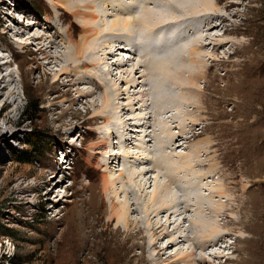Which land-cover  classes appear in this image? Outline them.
<instances>
[{"label":"rangeland","instance_id":"1","mask_svg":"<svg viewBox=\"0 0 264 264\" xmlns=\"http://www.w3.org/2000/svg\"><path fill=\"white\" fill-rule=\"evenodd\" d=\"M75 1L85 4L80 7L84 13L91 10L89 3L93 2L99 5L103 13L110 12L96 22L101 28V34L88 39L85 44L82 37L86 33L84 34L81 23L75 18L76 9H72ZM125 1L134 2L133 0ZM14 2L18 9V16L12 14L11 6L13 5L8 0H0V264H126L125 259L127 260L128 256L131 260L128 264H144V261L136 260L140 257L142 249L134 247L131 241L122 243L125 250L129 251L128 254L123 250H118L112 255H93L86 261L82 253L77 252L79 248L74 247L71 242L67 222L77 204L75 202L83 199L81 194L90 198L96 187H100L102 178L106 174L115 179L119 178V180L111 189L112 191L102 195L104 206L101 211L103 213L110 210L112 203L117 207L126 200L132 204L133 197L138 196L140 209L138 213L134 212L131 218L144 220L143 226L147 229L148 237L151 236L150 229L157 220L167 225L169 234L174 228V222H183L184 215L179 218L172 216L169 219L167 213L152 221H149L147 217V219L144 218L143 213L146 207H151L157 193H161V184H166L165 179L153 171L151 164H143V166L135 161V158L139 159L138 157L142 156L152 159V164L157 161L156 159L153 161L156 154L153 152L156 139L155 142L154 140L149 141V135L154 136V128H158L154 114H149L155 112V99L152 96L156 94V90L151 80L148 79L149 77H142V72L131 75L134 69L132 61L126 66L117 67L120 62L118 59L126 60L131 55V51L129 48L121 49L115 42L113 44L116 48H113L109 46L108 40L112 38L115 41L117 33H122L121 29L128 31L122 21L126 18L132 21L133 28L131 29H136L138 32L144 28L143 26L153 27L159 22H172L178 18L186 20L187 23L196 24L200 18L207 19L208 16L211 18L212 12L216 15L218 11V17L211 19L213 28L206 30L200 25H197L198 28L195 27V33L197 34L199 30V34L203 36L201 42H196V46L206 65V68L199 70V73L204 74L205 77H197L194 84L189 85L188 90L193 91L192 93L187 91L188 99L185 100L184 109L178 116L180 117L179 122L172 121L169 111V114H157L156 116L162 120L166 119L167 125L165 126L168 131L166 134L170 133V136L172 134V139L174 135V139L178 137L172 140L170 143L172 148L169 146L168 149L171 161L174 160V163L184 165L191 163L192 169L187 167L184 171L187 170L189 174L193 170V173L191 172L193 177L199 172L194 177L199 180L197 184L200 189L198 188L197 191L212 200L211 208L207 207L205 215L212 223L214 222L213 231L219 233L217 237L221 240L218 241L219 244L217 242L215 243L217 245L205 250L197 247V244L192 241L195 234L190 232L189 222L186 220L184 228L185 233L191 236L189 241L180 242L161 251L166 248L172 237V235H167L156 247L149 248L147 256L153 261L151 264H157L159 261L170 264H190V262L193 264H236L237 258L242 256L240 252L251 246V249L264 250V0H194L186 6H195L192 8L194 12L189 14L197 16H188L186 19L177 16L180 14L177 6L181 4L179 7L183 9L187 7L182 2L171 0L166 10L157 17L163 21H157L156 18L147 19L145 16L148 20L145 23H137L138 16L133 18L131 13L123 15L119 9L118 11L110 9L105 0H71V6L65 2L68 10L59 5L58 11L55 8L56 0H14ZM148 7L153 10L156 8L149 4L145 9ZM100 8L97 9L98 13H100ZM65 13L66 16H63ZM118 19L121 24L111 27ZM71 23L76 25L74 42L82 46L87 59L99 62L98 69L103 71L102 77L99 78L108 92V100L104 108H102V96L106 88L98 89L101 87L99 85L94 86L95 95L87 98L93 100L91 97H95L98 100L97 106L92 109L84 104L86 99L76 103L70 100L78 97L76 91L93 87L87 83L90 77L81 79L79 85L71 84L69 80L77 77L75 78L76 75L61 77V69L66 65L61 60L48 67H37L39 63L45 64L44 60L39 59L41 56L38 55V40L34 38L37 35L51 32L55 36L59 35L64 38L63 41L61 38L58 39L61 47L59 54L69 52L71 55L74 54L75 46L68 40ZM126 35L128 34L122 38H126ZM198 40L200 41V38ZM119 43L121 42H117ZM117 46L119 51H117ZM122 46V48L126 47ZM190 50L187 49V57H190ZM35 57L38 62L34 60ZM76 64L72 74L75 72ZM242 68H244V77H247L246 94L248 97L245 105L250 107L251 114L247 129L238 128L233 130V133L244 135L247 141L249 149L243 157L246 161H243L237 152L231 151L234 140L225 135L226 130L224 131L223 126L227 121L232 122L233 117L239 118L240 115L239 107L243 104L238 98L239 94L237 95L240 86V77H237ZM109 69L113 72L110 75L107 73ZM184 78L189 79L188 75ZM166 87L164 89L167 90L168 87ZM147 88L150 94L148 93L145 98L142 92ZM65 99L68 101L66 102ZM146 100L148 101L143 106ZM191 101L196 102L198 108L191 107ZM151 102H153L152 105ZM236 113L239 115L234 116ZM96 114L109 115L111 120L106 123L100 117H96L98 119L93 123L90 119ZM149 116L150 119H148ZM182 119L183 124L180 126ZM144 121L148 122L146 126L141 123ZM124 122H127L126 126L130 128L127 131L122 128ZM158 129L159 132L155 131L157 132L155 138L160 136V127ZM183 130L185 133L182 132ZM37 135L43 137L45 151L36 154L23 153L24 151L33 152L31 143ZM236 135L233 138H236ZM185 136L189 138L186 140ZM125 138L129 139L128 142ZM103 140L109 141L110 145L93 149L90 147L92 143ZM206 142H209V145ZM172 144L176 145L174 149ZM196 144H203L202 147H205L201 148L200 145L198 148L202 150H197ZM112 149L119 151L121 156L117 160H112L107 167L104 163L107 158L106 151L111 152ZM63 152L70 157L69 168H66L62 161ZM26 157L32 159V162L24 160ZM147 168L150 172L146 176H131ZM45 176L49 181L48 184L45 183ZM144 183L148 185L140 191L139 188L143 187ZM128 190L133 193L132 196L126 197L124 192ZM177 190L174 187V191L178 192ZM222 191L225 194L223 193L220 197L219 192ZM243 198L246 199L245 207L258 208L256 215L261 216L260 220L256 219L255 222L244 218L245 221L247 220V230L240 224L243 220L240 200ZM227 214L230 216L229 220ZM192 215V213H187L185 216L191 218ZM107 219L108 216H105L102 221L103 225L95 227L94 232L98 231L97 233L102 234L103 242L110 244L114 240L113 235L117 224L113 222L106 227ZM87 231L92 241V230L88 228ZM77 232L80 233L79 230ZM7 240L12 242L10 254L3 246ZM191 252H196V257H192L194 261L189 258L185 261L178 260V253L186 255ZM216 252L220 255H214ZM123 253L124 261H120L119 258ZM262 255H259L261 259L258 258L260 260L258 264H264V255ZM201 257H204L206 261H198Z\"/></svg>","mask_w":264,"mask_h":264},{"label":"bare ground","instance_id":"2","mask_svg":"<svg viewBox=\"0 0 264 264\" xmlns=\"http://www.w3.org/2000/svg\"><path fill=\"white\" fill-rule=\"evenodd\" d=\"M70 1L71 0H69V1L68 0H56V2H57L56 7H55L56 10L59 9L58 8L59 5L64 6V8L67 9L65 2L66 3L68 2V5L71 6ZM105 1H107L106 3H107V5L110 6V9H113V10L119 9V12H121L123 15H125L127 13H131V16L133 15V18L138 16L136 18L137 23H141V22L145 23L148 21L147 19H151V18H154V19L156 18L157 21L160 20L159 18H157L158 15L166 10V8L168 7L167 6L168 2L171 3V0H151V1L150 0H133L134 2H129V1H125V0H105ZM177 1L182 2V4H184L185 6L189 2L190 3L194 2V0H177ZM73 4H75V5H74V7H72V9H76L75 18H77L78 22L81 23V25H82L81 29L84 32V34L86 33V35L82 37L83 43L85 44L88 39H90L94 36L97 37L101 34V30H100L101 28H99V26L96 24V22H98L99 19L105 17L106 14L110 13V12L103 13V11L99 7V5L95 2L89 3L91 10H89L88 12L86 11L85 13H84V11L82 12V10L80 8L82 5H85V4L79 3V1H75ZM149 4H152L153 6H155L156 7V8L154 7L155 10H153L151 7H148L145 9V7ZM179 6H181V4ZM179 6H177L178 10L180 12V14L177 15L178 17H183L186 19L188 16H197L196 14H189L190 12H194V10L192 8H194L195 6L193 7V6L188 5V6H186L187 9H183ZM115 7H117V8H115ZM173 7H174V5H173ZM99 8H100V13L97 12V9H99ZM114 12H116V11H114ZM217 13H219V11L216 12V15L214 14V12H212V14H211L212 17H216V16L218 17ZM63 16H66V13ZM145 16L147 19L145 18ZM78 17H80V19ZM212 17L209 18V16H208L207 19L204 17L200 18V20L196 21L198 24L196 22H195L196 24H190V23H187L186 20L182 19L183 20L182 21V20H179L180 18H178V20L172 21V22H167V23L159 22L158 24L154 25L153 27L143 26L144 28H141V30H138V32L136 29L135 30L131 29V28H133L131 25L132 21L129 20L128 18H126V19H123L122 21H124L125 25L124 24L123 25L126 28H128L127 29L128 31H123V29H121L122 33H120V32L117 33L118 35H116L117 39L115 41H113L112 38L110 40H108L109 46H111L113 48L115 47L113 42H115V44L118 45L119 47H121V49L124 50L126 48H129L131 51V55L128 56L126 60L124 58H121L120 60L118 59V61H120V62L117 64L118 66L117 65L116 66L117 67L126 66L128 62L132 61L134 69H133V72L131 71V75L133 73L137 74L138 72H142V77H149L148 79L151 80L152 86L156 90V94H153V96H152V98L155 99L154 105H155V112L156 113L150 112L149 114H151V113L154 114L153 116L155 118V121H157L156 123L158 124V128L160 127L161 133L160 134L158 133L160 135L159 138H155L154 136L157 133L155 131L156 130L158 131L159 129L157 127L154 128V131H153L154 136H152L154 139H152V137H151L152 134H151V135H149V141L151 142L152 140H154L153 142H155V139H156V142L154 143V151H153L156 154L154 156L153 161H155V159L157 161L154 162L155 164H152L153 163V162L151 163L152 159H149V157H143V156L138 157L139 159L135 158V161H136V163H139V164L141 163L142 165L143 164H151L153 171H156L158 176H161V178H164L166 181V184L165 183L161 184V191H160L161 193L160 194L157 193V197L155 198L154 203L152 202L153 204L151 205V207H148V206L146 207V210L143 213V214H145L144 218L147 217L149 219V221L150 220L152 221L154 219H159L160 215L167 213L169 216V219L172 218V216L174 218H176V217L179 218L180 216L184 215V220H183V222H179V223L174 222L173 223L174 228H173L171 234H169V232H168L167 225H165L164 223L157 220L153 223L152 227L150 226L151 227V229H150V231H151L150 235L151 236L148 237L146 234L147 229L143 226L144 220H140V219L139 220L138 219L133 220L131 218V215L134 212L138 213L137 211H139V209H140L139 208V202L137 201L138 196L135 197L134 195H133L134 197H133V203L132 204H130V202H128L127 200L125 202L121 203L119 207H117L116 204L112 203L110 210L105 211L103 213L101 211L102 207L104 206L103 201H102V195L108 193V191H110L113 187H115L117 181L119 180V178L115 179L114 177H111V176L109 177L108 174H106L102 178L100 187H96L95 192L90 195V198L85 197L84 195L81 194L80 196L83 197V199H81L77 202L73 201L77 204H76L75 208L73 209L72 215L70 216V218L67 222V226L70 228V236L69 237H71V242L73 243L74 247L79 248L77 250V252L82 253L83 259L85 261L88 260L93 255H96V256L97 255L98 256L112 255V254H115L118 250H123V252L128 254L129 251L127 252L125 250V247H124V245H122V243H127V242L131 241L133 243L134 247H140L142 249V253H141L140 257L136 258V260L138 262L144 261V264H151L153 261L147 256L149 248L156 247L157 244H159L165 236L172 235L169 244L166 246L165 249H161V251H164V250H166V249H168L174 245H177L180 242L182 243V242H187L190 240L191 236H188L185 233L186 230L184 228V224H185L186 220H188V222H189L190 232H193V234H195V236L192 238L193 239L192 241H194L197 244V247L205 250V249H208V247L217 245L215 243H217L218 241L221 240L219 237H217V236H219V233H217V232L214 233L215 230L213 231L214 222L212 223L206 217L207 215H205V212L207 211V207L211 205L212 200L207 199L206 197L202 196L197 191V189L199 188L197 182L199 180L195 179L194 177L199 172L197 174L195 173L196 175L193 177V175L191 174V172L193 173V170L190 171L189 174H187V170L184 171L185 168L187 169V167L191 166V163H186V165H184L182 163H177V162L174 163V160L171 161V155H170L168 149H169V146H170V148H172L170 143H172V140L174 139L175 135L173 136V139H172V134H171V136H170V133L166 134L168 132L166 130V126H165V125H167L166 119L162 120V118H159V116H156L157 114H159V115L166 114L169 111L171 113L172 121L179 122L180 117H178V116L180 114V111L182 113V110L184 109L183 107H184L185 100L188 99L187 96L189 95V93L187 91H189L188 90L189 85L194 84V80L197 79V77L198 78L199 77H203V78L205 77L204 74L200 75V73H199V70L206 68V65H205L204 61L201 59V57H200L201 55H199V52H198L199 48H197V46H196L197 45L196 42H198V43L201 42L202 41L201 38H203V36L201 34H199L200 32L197 29L196 30L198 32H197V34L195 33L196 32L195 27L198 28L197 25L198 26L200 25V27H203V29H206V30L213 28L214 27L212 25L213 20H211ZM164 18H166V17H164ZM168 18H170V17H168ZM49 20H51V19L49 18ZM161 20L163 21V19H161ZM165 22H166V20H165ZM118 24H121L119 19L117 21L115 20V22H113L111 27L117 26ZM168 25H170V26L167 27ZM70 26H71V31L68 33V40H70V42L73 43L75 46V52L73 55H71L70 52L66 53V54H59L60 53L59 49L61 47H60V43L58 42V39L61 38L63 41L64 38L60 37L59 35L58 36L53 35L52 34L53 32L44 33V34L37 35L36 37H34L35 39L38 40L37 41L38 42V55L41 56V58H39V57L38 58L40 60L45 61V64L39 63V65L37 67L38 68L48 67L54 63L55 64L59 63V60H61L62 62H65V64H66L61 69V73H60L61 77L62 76L69 77L71 75H76L75 78L77 77L76 79L69 80L71 82V84L79 85L78 83H80L81 79L83 80V78L90 77L89 78L90 81H88L87 83H90L93 87L91 89H87V90L86 89H82V90L80 89V91L79 90L76 91L78 93V97L74 98V100H72V99H70V100L72 101V103H74V102L76 103V102H83V99H86V102H84V104L86 106H89L88 107L89 109H92V107L97 106L98 100L95 97H91L93 100H89L87 98L89 96L95 95V87H94L95 85L101 86V87H98V89L99 88H104V89L106 88L103 81L99 78V77H102L101 74L103 71L100 68L98 69V67L100 65L99 62L92 61L93 59L89 60V58L88 59L86 58V55L84 56L82 46L80 44H76L74 42V40H75L74 39V32L76 30V25L71 23ZM133 26H134V24H133ZM49 28H52V27L49 26ZM48 30H50V29H48ZM193 30H194V32H193ZM105 31H107V30H105ZM125 34H128V35H126V38L123 39L122 37H124ZM192 34H193V36H192ZM199 38H200V41L198 40ZM119 41L121 43L117 44V42H119ZM120 44L125 45L126 47L122 48L123 46L122 45L120 46ZM118 46H117V51H119ZM28 49H30V47H28ZM187 49H191L190 50V57L186 56ZM130 51L127 50L128 53H130ZM123 57H124V55H123ZM77 58H79L81 60H78ZM34 60L36 62H38L37 57H35ZM121 63L123 65H121ZM75 64H76V68L74 70L75 72H74V74H72ZM70 68H71V70H70ZM94 69H96V70L94 71ZM142 69H144V70L140 71ZM107 73L110 75V73H113V72L109 69L107 71ZM238 74H239V76L237 78L240 77V79H239L240 80L239 81L240 86L238 87L237 95L239 94L238 98L241 99L240 102L243 105L241 107H239L240 108L239 109L240 115L236 113V114H234V116L239 115V118L232 116L233 117L232 122L227 121V123H224V122H222L224 120H222L221 122L224 123L223 124V126L225 128L224 131L226 130L225 135L232 137V139L234 140L232 142L233 149H231V151L235 152V153L237 152V154H239V156L244 161L245 159L243 157H244L245 152L248 151L249 146L247 145V141H245L244 135L243 136L236 135L235 133H233V130L238 129V128H240L242 130L247 129V127L249 125V117L251 114V110H250V107L245 105V101L247 100L248 95L246 94V79H247V77H244V68L240 69ZM186 75H188V78H189L187 80L184 78ZM57 76H59V75H57ZM64 80H66V79H64ZM52 86H53V84H52ZM165 86L168 87L167 90H169L170 92H168L166 89H164ZM148 89L149 88L145 89L144 92H142V96L145 97L148 95V93H149L147 91ZM192 91L190 90L189 92L192 93ZM194 92H193V94H194ZM104 93H105L104 96H102V100H103V104H102L103 107L102 108H104L105 104H107L106 103L108 100L107 88H106V91ZM191 93H190V95H192ZM195 93H197V92H195ZM198 94L200 95L199 92H198ZM198 94H196V96ZM66 95H69V94L66 93ZM150 98H151V95H150ZM211 100H212V98H211ZM65 101L67 102L68 100L65 99ZM147 101L148 100L143 102V106L147 103ZM150 101H152V100H150ZM152 104H153V102H151V105ZM154 105H153V108H154ZM190 106L193 108H198L197 103L194 101L190 102ZM236 111H237V109L235 110V112ZM168 114H167V116H168ZM99 115L100 114H96L90 120H92V122L94 123V121L96 122V120L98 119L96 117H100L106 123L110 122L111 117L109 115L108 116L107 115L106 116H104V115L99 116ZM148 119H150V116ZM141 123H143V125L146 126V124L148 122L144 121ZM182 124H183V119H182L181 124H179V125L181 126ZM122 125H123L122 126L123 130L127 131L130 129L128 126H126V125H128L127 122H124ZM227 131H229V132H227ZM144 132H145V130H144ZM182 132H184V130ZM116 133H118V132H116ZM181 134H179V135H181ZM235 135H236V138H233ZM147 136H148V134H147ZM223 137H224V135H223ZM177 138H175V139H177ZM188 138H189L188 136H185L186 140ZM125 140H126V142H128L129 139L125 138ZM202 142L204 143V141H202ZM108 143H109V141L103 140V141L98 142V143H92L90 145V147H92V149L96 148V147L101 148L103 146L110 145ZM200 145H201V148L205 147V146L202 147L203 144H200ZM200 145H197V148ZM204 145H205V143H204ZM219 145H221V144H219ZM175 146L176 145H173V149ZM197 150H202V149L198 148ZM106 154H107V158L104 161V163L107 167L112 163V160H115V159L117 160V158H119L121 156V153L119 151L116 152V150H114V149H112L111 152L107 150ZM128 155H127V157H128ZM129 156L133 157V155L132 156L129 155ZM161 156H162L163 162L161 161ZM198 164H200V162ZM201 165H202V163H201ZM191 167H190V169H192ZM148 169L149 168L143 169V170H141L135 174L131 173V174H133L131 176L135 177V175H136V177H139V176L144 177L148 174V172H150ZM195 172H197V171H195ZM157 174H156V176H157ZM202 175H204V174H202ZM202 175H201V177H202ZM121 176H119V177H121ZM48 182L49 181L46 179V176H45V183L48 184ZM171 184H172V186H171ZM146 185H148V184L144 183L143 187L140 185L141 187L139 186L140 187L139 190L141 191L142 188L144 190L146 188ZM174 187L176 189H178L179 191L177 190L178 192H175ZM98 188H100V189L98 190ZM159 190H160V187H159ZM83 191H84V188H83ZM132 191H133V189H132ZM258 191H259V189H258ZM133 192H130L129 190L125 191L124 196L128 197V195H131ZM135 193H137V192L135 191ZM219 193H220L219 194L220 197H222L224 192L222 191ZM77 194L79 195V193H77ZM238 196H240V195H238ZM245 201H246V199H244V198L242 200H240V202H241L240 209L242 210L240 212L242 213V216H243V220L240 222V224L245 226L244 227L245 229L246 228L248 229V227L246 225L247 220L254 221L256 219L261 218V216L256 215L258 212V208H250V207L246 208L244 205ZM254 202H256V201H254ZM132 206H134V207H132ZM210 208H211V206L208 207V209H210ZM218 208H219V206H218ZM215 209H216V207H215ZM187 213H192L193 214L192 217L187 218V216H185V215H187ZM206 214H208V213H206ZM105 216H108V219H107L108 223H107L106 227L109 226L110 224H112L113 222H116V224H117L116 231L113 235L114 240H112V243H110V244H105L103 242L102 234L97 233L98 231L94 232L95 227L103 225L102 221H103ZM228 217H230V216L227 214V218ZM244 218L247 220L245 221ZM228 220H229V218H228ZM258 227H260V226H258ZM88 228H90L92 230V233H91L92 237H93L92 241L89 238L90 236L87 235V232H88L87 229ZM77 230H79L80 233H78ZM82 230H84V231H82ZM187 231H188V229H187ZM79 241H80V244H79ZM77 243L79 244V246ZM218 244H219V242H218ZM251 247L245 251L240 252L242 254V256L237 258L236 264H258L259 263V261H260L259 259H261L259 255H262V254L264 255V250L260 249L258 251L255 248L251 249ZM158 255H159V257H161L159 252H158ZM214 255L217 256L220 254L216 252V253H214ZM194 256L196 257V252L195 253L191 252L190 254H186V255L185 254L181 255L180 253H178V255H177L179 261H183V260L185 261V259H187V258H189V260H190ZM257 259H258V261H257ZM73 260H75L74 257H73ZM119 260L124 261V253L122 254V257L119 258ZM199 260L203 261V262L206 261V259L204 257H201L200 259H198V261ZM125 262H126V264L131 262L129 256H128L127 260L125 259ZM157 264H170V263H166L164 261H161V262L159 261ZM190 264H193V263L190 262Z\"/></svg>","mask_w":264,"mask_h":264},{"label":"trees","instance_id":"3","mask_svg":"<svg viewBox=\"0 0 264 264\" xmlns=\"http://www.w3.org/2000/svg\"><path fill=\"white\" fill-rule=\"evenodd\" d=\"M43 137L40 136V135H37L35 140L32 141V151L28 152V151H24L23 153H30V154H36V153H41L43 151H45V148L43 147L44 144H43ZM42 146V147H41ZM24 160H27L28 162H32V159H30L29 157H26V159ZM11 260V259H10Z\"/></svg>","mask_w":264,"mask_h":264},{"label":"built area","instance_id":"4","mask_svg":"<svg viewBox=\"0 0 264 264\" xmlns=\"http://www.w3.org/2000/svg\"><path fill=\"white\" fill-rule=\"evenodd\" d=\"M11 245H12V242L10 241V240H7L6 242H4V249H5V251L8 253V254H10L11 253V251H12V247H11Z\"/></svg>","mask_w":264,"mask_h":264}]
</instances>
